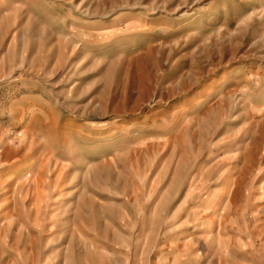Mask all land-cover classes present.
<instances>
[{
	"label": "rangeland",
	"instance_id": "rangeland-1",
	"mask_svg": "<svg viewBox=\"0 0 264 264\" xmlns=\"http://www.w3.org/2000/svg\"><path fill=\"white\" fill-rule=\"evenodd\" d=\"M0 264H264V0H0Z\"/></svg>",
	"mask_w": 264,
	"mask_h": 264
}]
</instances>
